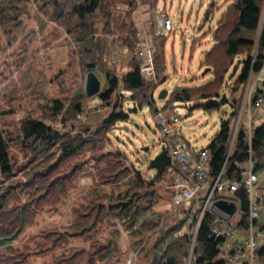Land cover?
I'll return each mask as SVG.
<instances>
[{"label":"rangeland","instance_id":"rangeland-1","mask_svg":"<svg viewBox=\"0 0 264 264\" xmlns=\"http://www.w3.org/2000/svg\"><path fill=\"white\" fill-rule=\"evenodd\" d=\"M49 2L51 0H0V10L2 6L5 9L11 8L9 17L0 13V125L5 124L7 128L15 131L27 114L34 113L35 117L46 119L47 115L43 109L50 102L60 100L69 104L76 96L83 95L82 114L75 115L65 123L64 111L54 121L55 127L61 132L77 135L83 130L96 131L98 126L115 112L114 107H117L116 112L123 110L128 119L114 124L107 135L95 136L92 142H96L97 149L105 154L122 158L116 169L126 173H114L116 169L108 165L100 176V168L91 160L92 153L84 152L73 159L63 161L61 167L64 168H67L68 164H79V161L87 164L75 178L72 184L74 187L55 203L41 208L22 237L13 242V247L21 251L26 245L33 244L39 233L73 227L77 222L75 211L83 208L96 190L106 197H116L130 188L139 176L146 185H155L150 188L151 192L158 186L154 181L158 171L151 169L150 163L164 149V144L160 140L161 132L154 119V110H163L173 91L197 87L210 80L209 76L203 75L205 68L201 66L202 55L205 50H209L211 31L215 29L222 12L234 0H156V3H150L153 2L151 0H135L132 4L128 0H119L112 9L110 24L105 23L99 12V16L94 20V38L95 43L101 44L103 50L94 61V72L102 81V89L101 93L94 97L86 95V78L90 69L84 68L81 61L83 44L77 43L67 32L64 23H67V18L58 21L53 18L54 9L47 6ZM208 9L214 15L206 23ZM162 15L172 17L175 28L164 36H157L158 18ZM200 42L202 44H199ZM130 44L133 45L132 48L137 45L133 55L137 62L141 53L148 48L158 79L152 83L147 82L151 86H147L140 93L133 92L121 84L114 98L104 102L101 100V94L111 89L106 74L113 72L117 77H122L132 72L131 64L127 66L128 63L122 57L126 52L130 53ZM163 49L165 62L162 63L163 68L157 70V62L161 65V60L157 59L161 58ZM240 61L239 59L237 64ZM235 68L231 69L221 90V95L227 94L230 104L223 105L217 99L204 101V106L199 107H196L199 104L197 101L174 102L170 104L171 108L164 110L182 117L181 125L186 132L185 136L196 149L211 144L221 131L222 125L236 109L233 105L237 104V119L240 116L243 98L239 92L233 94V86L239 79L241 70L236 73ZM163 89L169 92L168 98L164 100L159 98ZM133 98H140L147 105L143 108L137 107L136 112H130L134 107ZM119 103H122L124 109L118 108ZM210 103L221 104V109H208L207 105ZM245 117L246 111L242 114V126L245 124ZM146 148L149 151H146ZM11 154L16 158H23L24 162L28 152H23L16 143ZM59 157L58 154L55 158ZM259 171V181H262L264 168ZM115 175L118 176L116 180L112 177ZM111 177L115 182L108 183ZM4 180L0 172V182H8ZM161 189L163 191L159 189L158 194L170 202L165 196V189ZM29 191L21 196L23 202L28 199ZM224 196L234 197L229 193ZM170 206L158 208L164 212L160 226L153 229L148 226L146 229L143 240L147 242V248L154 243V238L176 224L178 219H173ZM239 208L241 210L240 202ZM197 209V204L193 203L190 216L194 215ZM183 212H187L185 204L179 208L178 214ZM149 232L152 235L150 239ZM190 232L187 222L177 236L188 235ZM133 237V230H127L120 220L107 216L104 222L84 237L70 238L52 253L32 257L25 264L55 263L59 262V256H63L59 264H131V259L132 264H137L139 247L137 249V246H134L136 237ZM109 240L113 256L106 261L101 257L100 242L108 243ZM257 244L264 249V240H258ZM2 250L5 249L0 251ZM141 264H146L145 260Z\"/></svg>","mask_w":264,"mask_h":264},{"label":"trees","instance_id":"trees-1","mask_svg":"<svg viewBox=\"0 0 264 264\" xmlns=\"http://www.w3.org/2000/svg\"><path fill=\"white\" fill-rule=\"evenodd\" d=\"M117 1L119 0H51L47 4L54 9V19L57 21L68 19L67 23L64 22L67 32L77 43L83 44L81 61L83 67L90 69L89 71L96 69L94 61L97 59L98 53L103 50L101 44L95 43L94 20L100 12L105 23L110 24L112 9L118 3ZM128 1L132 4L135 0ZM151 1L153 2L150 3H156L154 2L156 0ZM241 3L240 7L238 0H234L220 17L215 29L211 31L214 45L205 53L201 62L202 67L210 69L207 75L205 74L206 77H210V80L197 87L179 88L180 90L173 91L163 111L171 108L170 104L174 102L197 101L199 104L196 107H199L204 106V101L220 98L227 76L235 66L238 57H243L244 62L239 64L242 65V71L233 86V94L238 93L242 86H246L251 76H257L260 73L264 64V0H241ZM9 11L11 8L5 9L2 6L0 13L9 17ZM213 15L214 13L208 9L205 22H209ZM130 46L128 49L133 57L130 62L132 72L122 77H117L113 72L106 74L111 89L101 94V100L104 102L114 98L113 96L121 84L138 93L144 91L147 86H151L142 76L140 64L133 56L136 53L137 45L134 48H132V44ZM165 58V49H163L161 58L157 59V61L161 60V65L160 62H157V70L163 68L162 63L165 62ZM236 68L239 69V66ZM83 100L84 96L80 95L76 96L69 104L60 100L52 101L43 109L47 115L46 119L37 118L34 113L27 114L21 119L15 131L7 128L5 124L0 125V172L8 181L0 182V250L5 249L0 251V264H25L32 257H41L52 253L53 250L66 244L70 238L80 239L92 232L101 222H104L107 216L120 220L123 227L134 231L136 237H133L136 242L134 246L136 245L137 249L139 247L137 264H141L144 260L146 264H185L188 260L190 236H177V233L188 221L185 216L178 217L172 228H168L159 237L154 238V243L150 247L147 248L148 244L143 240L148 226H152L150 229H153L161 224L164 212L159 211L158 208L172 203L173 192L171 190L164 188L165 196L170 202L158 194V191L160 192L163 188L159 182L164 178L165 170H157L154 181L159 187L156 185L152 192L150 188L155 185H146L141 176L133 182L130 188L116 197H106L102 192L96 190L91 194L93 196L89 198V202L84 204L83 208L75 211L77 222L73 227L62 231L51 230L39 233L33 244L26 245L22 251L13 247V242L22 237L27 226L39 214L41 208L47 204L55 203L74 187L72 184L75 178L87 164L79 161V164L72 166L68 164V167L64 168L61 167L63 161L73 159L84 152L92 153L91 160L95 162L97 168H100V176L104 169L108 168V165L116 169L117 165L122 162V158L105 154L97 149V143L92 142V139L95 136L107 135L114 124L128 119L123 110L116 112L117 107H114L115 112L104 120L94 132L83 130L77 135H72L61 132L55 127L54 121L64 111L63 121L65 123L73 119L75 115L82 114L84 111ZM132 101L138 108L147 105L140 98H133ZM121 104H118V108H123ZM152 104L155 106V102ZM207 108L221 109V104L210 103ZM233 108H236L233 114L222 125L221 131L208 146L213 159L214 174L222 168L228 152L232 121L238 115L237 104L233 105ZM16 143L23 152H28L27 155L24 154L26 157L24 162H22L23 158H16L11 154ZM249 151L250 148L244 141L242 129L227 163L226 170L230 178L239 179L240 175L234 163L236 161L245 162L249 158ZM252 152L257 162V170H262L264 168V126L256 129ZM58 154L60 157L55 158ZM117 169L114 173H126ZM112 177H115L116 180L118 176ZM112 177L107 181L108 183L115 182ZM13 178L15 179L12 180ZM27 190H30V195L23 202L21 196ZM237 199L244 212L240 225L248 227L249 201L247 194L244 191L240 192L237 194ZM212 224L213 218L210 215H207L201 224L196 248L198 264L224 263L220 250L224 241L211 237ZM148 234L150 239L152 235L150 232ZM100 243H102L101 257L107 261L113 256L111 241ZM261 256L264 257V249L261 251ZM62 257H58L59 262ZM59 262L48 264H59Z\"/></svg>","mask_w":264,"mask_h":264},{"label":"built area","instance_id":"built-area-1","mask_svg":"<svg viewBox=\"0 0 264 264\" xmlns=\"http://www.w3.org/2000/svg\"><path fill=\"white\" fill-rule=\"evenodd\" d=\"M159 31L157 36H164L175 28L173 18L162 15L158 18ZM153 40H151L152 44ZM150 47V46H149ZM141 74L148 83L157 81L156 71L151 53L148 48L141 53ZM256 78L255 84L247 90L240 116L232 121L231 138L225 162L220 171L214 174L212 170V155L208 146L194 148L186 138L182 129V117L179 114L156 110L154 119L160 128L161 142L164 150L171 157V164L165 171L164 178L159 185L173 192L171 214L176 220L185 216L191 232L188 260L185 264H198L196 256L197 237L204 218L210 215L213 224L210 235L215 240H223L220 247L223 264H264L261 256L262 248L258 247V240H264V176L259 181L260 171L252 152L256 128L253 124L254 113L264 106V64ZM252 76L248 81L250 82ZM221 101V97L217 99ZM246 111L244 125L242 114ZM244 131V141L248 144L249 158L245 162L234 163L239 172V179H232L227 173V163L241 131ZM161 151V152H162ZM245 192L249 201L248 227L241 226L244 212L239 208L237 194ZM229 193L234 197H225ZM230 199L237 202L238 208L230 220H225L209 209V205L217 199ZM197 204V212L190 216L191 206ZM185 204L187 212L178 214L179 208ZM175 222V221H172Z\"/></svg>","mask_w":264,"mask_h":264},{"label":"water","instance_id":"water-1","mask_svg":"<svg viewBox=\"0 0 264 264\" xmlns=\"http://www.w3.org/2000/svg\"><path fill=\"white\" fill-rule=\"evenodd\" d=\"M238 4L240 7L242 6L241 0H238ZM209 70L210 69H206L203 75H205ZM101 89H102L101 79L97 76V74L94 71H90L87 74V78H86V95L88 97H94L101 93ZM168 96H169V92L165 89H163L159 94V98L162 100L167 99ZM220 103L223 105L230 104L227 94L222 95ZM136 111H137V107L135 106L130 109V112H136ZM146 151H149V149L146 148ZM170 164H171V157L167 154V151L164 150L151 161L150 168L154 170H165L168 166H170ZM237 208L238 205L236 201L225 198L217 199L209 205V209L213 213H215L216 215H218L219 217L225 220H230L233 217V215L236 213Z\"/></svg>","mask_w":264,"mask_h":264},{"label":"crops","instance_id":"crops-1","mask_svg":"<svg viewBox=\"0 0 264 264\" xmlns=\"http://www.w3.org/2000/svg\"><path fill=\"white\" fill-rule=\"evenodd\" d=\"M231 3H229L228 4V6L226 7V9L229 7V5H230ZM226 9L222 12V14L226 11ZM222 14H221V16H222ZM220 16V17H221ZM208 43H209V46H208V49L210 50L212 47H213V45H214V42H213V39H212V36H211V39H210V41L208 40ZM199 44H202L201 42L199 43ZM209 50H205L204 52H203V55H202V61H203V59H204V56H205V53L206 52H208ZM124 59H125V62L126 63H128L127 64V66H129L130 65V62H131V58H130V53H125V54H123V56H122ZM123 59V60H124ZM241 60L240 62H244V59H243V57H238L237 59H236V64H235V66L234 67H236V66H239V69H237V71H236V73L237 72H239L240 70L242 71V65H239L240 64V62L237 64V61L238 60ZM201 61V62H202ZM206 70V69H205ZM204 70V71H205ZM235 70H236V68H235ZM204 73V72H203ZM235 74V73H234ZM229 75V74H228ZM241 75V74H240ZM236 82H237V80H236ZM235 82V83H236ZM255 82H256V78L255 77H253L252 78V80H251V84H250V87H249V85H248V83H247V85L246 86H242L241 88H240V90H239V94L240 95H242L241 97L243 98V100H244V97H245V94H246V92H247V90H250L251 88H252V86L255 84ZM235 85V84H234ZM223 95V94H222ZM221 95V96H222ZM253 124H254V126H255V128L256 129H258V128H260V127H262V126H264V106L263 107H261V108H259V109H257L256 111H255V113H254V117H253ZM263 249V248H262Z\"/></svg>","mask_w":264,"mask_h":264},{"label":"bare ground","instance_id":"bare-ground-1","mask_svg":"<svg viewBox=\"0 0 264 264\" xmlns=\"http://www.w3.org/2000/svg\"><path fill=\"white\" fill-rule=\"evenodd\" d=\"M132 262V259L130 260V263ZM132 264V263H131Z\"/></svg>","mask_w":264,"mask_h":264},{"label":"clouds","instance_id":"clouds-1","mask_svg":"<svg viewBox=\"0 0 264 264\" xmlns=\"http://www.w3.org/2000/svg\"><path fill=\"white\" fill-rule=\"evenodd\" d=\"M222 97V96H221ZM135 106V105H134ZM161 153V152H160Z\"/></svg>","mask_w":264,"mask_h":264}]
</instances>
